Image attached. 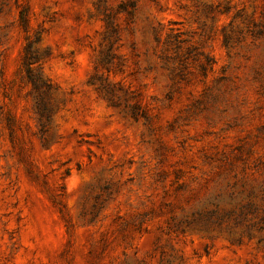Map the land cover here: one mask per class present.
Returning <instances> with one entry per match:
<instances>
[{
  "label": "rangeland",
  "instance_id": "rangeland-1",
  "mask_svg": "<svg viewBox=\"0 0 264 264\" xmlns=\"http://www.w3.org/2000/svg\"><path fill=\"white\" fill-rule=\"evenodd\" d=\"M0 264H264V0H0Z\"/></svg>",
  "mask_w": 264,
  "mask_h": 264
},
{
  "label": "trees",
  "instance_id": "trees-1",
  "mask_svg": "<svg viewBox=\"0 0 264 264\" xmlns=\"http://www.w3.org/2000/svg\"><path fill=\"white\" fill-rule=\"evenodd\" d=\"M20 22L26 27L28 21L25 12L23 11L20 13ZM39 41V36L27 40L23 51L22 69L25 72L24 76L32 86L35 99V109L40 123L44 126L51 120L52 107L49 105L47 96L51 93L53 87L50 82L43 78L38 65L41 53L35 45Z\"/></svg>",
  "mask_w": 264,
  "mask_h": 264
}]
</instances>
